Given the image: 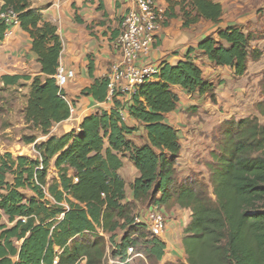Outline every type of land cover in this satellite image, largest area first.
I'll return each mask as SVG.
<instances>
[{"label": "trees", "instance_id": "trees-1", "mask_svg": "<svg viewBox=\"0 0 264 264\" xmlns=\"http://www.w3.org/2000/svg\"><path fill=\"white\" fill-rule=\"evenodd\" d=\"M0 1L3 10L18 15L41 66L34 78H2L7 85L32 81L24 121L34 135L25 143L34 145L41 160L0 154V264H54L57 257L58 264H77L81 257L87 258L86 264H105L109 245L119 246L113 257L125 262L128 248L136 245L130 237L146 230L135 223L138 204L192 212L183 239L187 261L167 264H264V100L256 106L258 115L223 124L217 148L206 163L210 185L201 178L178 179L181 141L165 122L181 100L173 86L216 101V84L191 61L192 49L186 61L162 64L159 75L131 99L128 112L144 126L145 144L138 146L130 139L139 129L122 120L118 101L111 112L87 117L79 132L52 135L55 126L72 116L56 80L63 51L58 29L30 0ZM167 2L169 10L181 5L184 26L199 19L220 23L224 14L223 7L210 0ZM7 29L0 20V42ZM217 35L202 41L198 50L215 66L231 67L236 77H243L255 36L238 27ZM93 70L91 61V78ZM83 95L106 101L108 79H94ZM39 137L47 140L38 144ZM127 158L140 175L131 186V200L119 174ZM53 162L58 178L49 182ZM25 191L33 196L26 197ZM120 231L124 235L118 241ZM164 250L165 245L154 240L147 254L161 261Z\"/></svg>", "mask_w": 264, "mask_h": 264}, {"label": "crops", "instance_id": "crops-1", "mask_svg": "<svg viewBox=\"0 0 264 264\" xmlns=\"http://www.w3.org/2000/svg\"><path fill=\"white\" fill-rule=\"evenodd\" d=\"M30 1L33 8L42 12L58 29L63 45L60 65L75 72V78L64 88L75 113L69 120L55 126L52 135L63 136L72 131L79 132L81 124L87 117L102 111L111 112L115 108V101L128 108L132 99L130 95H121L118 91L115 97L111 98L109 95L106 101L98 102L91 96H84L83 91L91 86L94 79L106 77L119 61L120 52L117 47L119 23L125 14L137 7L138 0ZM156 1L166 9L168 15L166 13V21L157 35L147 62L160 66L176 65L186 61L192 49L194 51L190 54L191 61L201 68L207 80L216 84L214 102L198 94H190L180 86H173L172 90L181 100L177 109L165 118V122L177 130L181 141L182 151L177 170L184 174L186 171H198L205 177L208 171L206 163L211 161L208 156L216 150L217 139L220 136L215 128L231 119L257 115L256 105L264 100L260 90V84L264 79V0H210L223 7L221 22L212 23L199 19L189 26H184L181 5L175 4L169 10L167 0ZM174 1L188 3L191 0ZM231 27L241 28L256 38L252 43L253 52L248 61V71L243 77H236L231 67L215 66L198 50V46L206 38L217 37L220 30ZM31 47L32 42L21 27L15 29L12 38L0 42V117L5 119L4 115L21 114L24 128H27L24 110L28 104L32 81L20 80L16 84L7 85L2 78L4 76L34 78L41 74V66L31 52ZM91 61L94 64L92 78L88 72ZM250 105L255 106V109L250 108L248 112L246 108ZM126 123L131 128L139 129L130 139L138 146L145 144L147 138L144 126L132 117H129ZM10 132L7 128L1 135H9ZM46 140L47 137H39L37 143ZM31 157L36 158L33 154ZM51 169L54 170L57 179L54 162ZM119 174L126 182L127 198L131 200V186L140 176L139 172L127 158ZM170 218L167 231L162 238L157 239L165 245L164 256L158 261L159 264L184 260L182 259L185 253L184 230L191 223L192 212L176 206L172 209ZM144 261L149 264L145 257Z\"/></svg>", "mask_w": 264, "mask_h": 264}, {"label": "built area", "instance_id": "built-area-1", "mask_svg": "<svg viewBox=\"0 0 264 264\" xmlns=\"http://www.w3.org/2000/svg\"><path fill=\"white\" fill-rule=\"evenodd\" d=\"M3 4L0 3V20L8 26L5 32L4 40L14 36L16 28H20L18 15L11 9L3 10ZM166 21V9L159 5L155 0H138L137 7L123 16L119 23V36L117 39V47L120 52L119 61L111 68L106 77L109 81V95L115 97L120 92L121 95H130L131 98L137 94L140 86L146 82L153 81L159 75L161 66L147 62L151 56V52L159 31L162 29ZM75 78V72L66 70L62 65L57 70L56 80L59 88H64ZM63 98L68 102L71 109V115L75 113L74 107L70 104L67 95ZM120 117L127 122L131 117L128 108L121 107L119 109ZM36 159L41 160L40 154L34 149ZM38 167L37 170H42ZM47 195L46 190L44 189ZM48 196V195H47ZM69 209L68 206H66ZM162 207L151 204L146 215L137 216L135 223L146 226L151 237L155 240L162 238L167 231L168 222L162 212ZM61 214L59 219L64 217ZM103 235V233L100 231ZM119 252L118 245H109L105 254V264H129L132 258L141 257L143 254L136 253L134 247L127 250V259L125 262L120 258L109 256L110 252ZM57 257L54 264H58ZM87 258L81 257L77 264H86Z\"/></svg>", "mask_w": 264, "mask_h": 264}, {"label": "rangeland", "instance_id": "rangeland-1", "mask_svg": "<svg viewBox=\"0 0 264 264\" xmlns=\"http://www.w3.org/2000/svg\"><path fill=\"white\" fill-rule=\"evenodd\" d=\"M260 86H261L260 90H262V95H264V79L261 82ZM250 108L255 109V106H252V105L248 106L246 108V109H248L247 110L248 112H250V110H249ZM256 112H257V109H256ZM257 115H258V112H257ZM4 116H6L5 119H3L2 116L0 117V154L3 155L6 153H11L14 157H28V158L36 159V158L31 157V154H33L35 156L34 152L30 154V152L34 148L33 145H27L25 143V138L32 137L34 135V132L28 131L27 128L23 127V121H22L23 116L21 114H19L18 116H15V114L13 116H11V115H4ZM236 119H239V118H236ZM224 123L219 124L215 128V130L219 133V135L221 134L222 126ZM7 128L10 129V131H11L10 134L9 135H6V134L1 135V133L3 131H5V129H7ZM5 136H10V137L6 138ZM208 159L211 160L210 155L208 156ZM203 161H205V159H203ZM206 172H207V175L205 177L203 176V174H201V172H198V171H191V172L186 171V174L178 171L177 173H178V179L180 181H182L186 178H190V177L191 178H201L203 181H205V183L210 185V174H208L209 171H206ZM55 178H56L55 172H54V170L51 169L49 172V178H48L49 182H51ZM8 180L10 182H13V177L9 176ZM24 194L28 198L33 196V193L31 191H25ZM149 207H150V205L143 206V205L138 204L136 209H135L136 216H141V217L145 216ZM173 208H174V206L169 207V208H162L163 209L162 212L165 215L167 222L171 219L170 214H171ZM3 221L5 222L6 220L4 219ZM123 235H124V232H121V231L118 232V235H117L118 241H120L122 239ZM130 240L136 241V245H133L136 253L143 254L144 257L148 260L149 264H159V262L155 259V257L149 256L147 254V250L150 248L151 243L155 240L151 237V234L147 230V228L145 231L139 233L138 235H132L130 237ZM109 256L113 257V251L110 252ZM128 258H132L130 260L129 264H146V262L144 261V258H141V257H136V258L128 257ZM182 259H184V260H181L178 262L186 263V261H187L186 253H184V255L182 256ZM173 263H176V262H173ZM106 264H108V261H106ZM165 264H167V263H165Z\"/></svg>", "mask_w": 264, "mask_h": 264}]
</instances>
